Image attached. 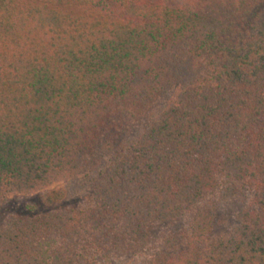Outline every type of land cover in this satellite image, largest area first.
I'll use <instances>...</instances> for the list:
<instances>
[{
	"label": "trees",
	"instance_id": "trees-1",
	"mask_svg": "<svg viewBox=\"0 0 264 264\" xmlns=\"http://www.w3.org/2000/svg\"><path fill=\"white\" fill-rule=\"evenodd\" d=\"M38 194L0 213V264H102L180 222L141 264H264V0H0V207Z\"/></svg>",
	"mask_w": 264,
	"mask_h": 264
},
{
	"label": "rangeland",
	"instance_id": "rangeland-1",
	"mask_svg": "<svg viewBox=\"0 0 264 264\" xmlns=\"http://www.w3.org/2000/svg\"><path fill=\"white\" fill-rule=\"evenodd\" d=\"M139 123L135 125L137 128ZM55 187H63L66 192L65 203H77L81 201L85 195L84 189L77 182L61 183ZM251 202V195L246 194L240 198H235L227 202H220L215 205V221H214V232L218 235H227L233 225L235 224L236 213L242 208L249 206ZM29 207L35 210H44L38 195L31 197L17 196L9 197L8 200L0 207V213L3 211H18L27 210ZM185 225V222H180L175 225L168 223L155 224L152 228V241L148 249L143 250L144 253H123L117 254L112 258L111 261L102 264H141L147 255H149L154 248L159 247V238L162 231L170 229H179Z\"/></svg>",
	"mask_w": 264,
	"mask_h": 264
}]
</instances>
